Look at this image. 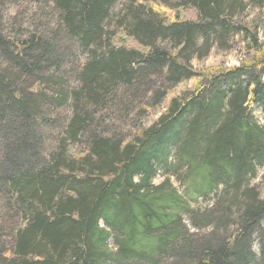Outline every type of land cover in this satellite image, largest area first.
Masks as SVG:
<instances>
[{
	"label": "trees",
	"instance_id": "trees-1",
	"mask_svg": "<svg viewBox=\"0 0 264 264\" xmlns=\"http://www.w3.org/2000/svg\"><path fill=\"white\" fill-rule=\"evenodd\" d=\"M25 1L32 31L0 17V264H264V0ZM236 38L239 66L195 69Z\"/></svg>",
	"mask_w": 264,
	"mask_h": 264
},
{
	"label": "rangeland",
	"instance_id": "rangeland-1",
	"mask_svg": "<svg viewBox=\"0 0 264 264\" xmlns=\"http://www.w3.org/2000/svg\"><path fill=\"white\" fill-rule=\"evenodd\" d=\"M126 2V0H119V3L116 7V11L122 8V5ZM0 17L3 18V21L1 20L3 24V28L10 32H15L19 29L22 28L25 33L32 31L35 26L38 24H41L42 16L39 14L37 11V6L31 5L29 2L25 0H6L2 6L0 7ZM259 17L261 21L260 25V41L263 45L264 48V10L260 11L257 10L256 8H252L247 12L245 15V22L248 23V21L254 20L255 18ZM17 18V19H15ZM22 26V27H21ZM246 57V47L243 41L240 38L234 39V41L230 45V49L227 50H219V49H214L211 54L201 60H194L193 65L196 70L203 72L205 74H208L209 71L212 70H219L220 68H232L239 66ZM87 61L86 56L80 55L77 53L74 57L71 58V63L68 64L69 68L71 69H77L79 66L81 67L83 64H85ZM70 79V84L75 86L78 82L75 80L74 77H69ZM77 82V83H76ZM196 85V81H189L185 82L177 89L175 90L174 93L171 95H178L182 92H189L191 91ZM166 102L162 104L159 108L152 110L148 113L147 116L137 118L135 116L136 113L134 114L135 120L133 123L132 129L138 127L141 122L142 124H145L149 126L152 124L162 113L165 112L166 108ZM56 115H59V123L53 127H45L44 132H45V144H44V150L49 154L50 152L54 151L56 146H57V140L62 132H63V127H64V121L65 118H69L71 115V110L64 108L58 110ZM259 119L261 123H264V115L261 113L259 114ZM135 125V127H134ZM69 150L73 153L75 152H80L82 151L80 147H76L71 144L69 147ZM167 176L164 174H161L156 178L155 183L160 184L163 182ZM172 183L175 185V187L178 188L180 193L185 194L186 189L184 186L175 178L171 177ZM251 185L256 186L260 191L263 192L264 194V168H260L258 170L257 176L251 180ZM213 201H204L203 199L199 200V205L200 207H205L210 204H212ZM194 207L197 205L195 203H192ZM198 205V206H199ZM1 207V206H0ZM10 218V217H9ZM186 223L188 226H190V230L192 233H203L205 234L207 229L198 231L194 228L191 227V223L189 221L188 216L185 217ZM114 245L111 243V247ZM255 251L259 253L260 247L256 243L255 245Z\"/></svg>",
	"mask_w": 264,
	"mask_h": 264
}]
</instances>
